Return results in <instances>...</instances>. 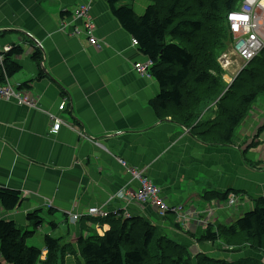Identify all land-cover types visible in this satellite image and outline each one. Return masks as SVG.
<instances>
[{
    "label": "crops",
    "instance_id": "obj_1",
    "mask_svg": "<svg viewBox=\"0 0 264 264\" xmlns=\"http://www.w3.org/2000/svg\"><path fill=\"white\" fill-rule=\"evenodd\" d=\"M85 4L95 24L94 36L103 42L99 50L83 35L72 38L60 30L61 22L74 20L71 13ZM147 6L145 0L132 3L138 15ZM36 42L42 46L40 68L32 59ZM0 46L22 48L23 53L14 57L21 71L11 78L12 84L17 89L29 83L28 92L36 99L35 109L0 100V188L18 190L23 199L15 211L0 207V219L31 231L27 214L40 211L45 219L50 202L52 214L36 232L62 237L75 247L81 237L103 234L89 227L93 224L88 221L92 217L85 215L88 208L125 211L130 217H144L171 239L189 246L193 256L237 259L241 251L220 252L219 242L198 243L184 233L196 238L204 233L209 223L204 226L195 216L182 226L185 230L177 229L149 206L112 200L120 188L138 187L112 156L135 168L148 167L145 173L162 198L170 205H182L189 214L197 211L204 218L202 195L209 190L241 193L251 202L243 213L252 210L254 200L264 198V97L226 146L204 144L169 119L157 120L149 101L159 86L151 76L140 77L134 71L135 63L147 59L132 46L131 37L104 0H0ZM40 70L43 78L36 80ZM213 109L212 105L204 116ZM49 114L69 127L63 125L57 134H49L53 122ZM214 201L219 207L213 211L212 223L230 225L243 214L235 206ZM65 213L85 216L73 225ZM102 225L103 230L109 229ZM41 250L46 253L43 243ZM74 260L67 256L65 264H75Z\"/></svg>",
    "mask_w": 264,
    "mask_h": 264
},
{
    "label": "trees",
    "instance_id": "obj_2",
    "mask_svg": "<svg viewBox=\"0 0 264 264\" xmlns=\"http://www.w3.org/2000/svg\"><path fill=\"white\" fill-rule=\"evenodd\" d=\"M104 1L120 28L131 37V43L136 41L132 46L151 63L149 74L157 82L159 92L149 101V106L157 120L169 119L207 145L231 144L258 98L264 97V50L244 67L226 92L221 70L216 65V54L225 41L232 44L227 15L237 10L243 0H145L149 5L143 15H137L132 7L136 0H128L130 3L126 4H121L122 0ZM83 6L88 8L92 20L89 6ZM76 11L70 16L74 17ZM82 21L77 18V28L86 30ZM82 35L86 38L85 33ZM22 53L20 46H13L4 55L3 67L8 78L21 71L14 57ZM32 59L40 68L39 50ZM42 78L40 70L36 80ZM18 90H30L29 83L20 84ZM211 105L215 107L214 117L201 120L200 116ZM229 194L230 191H206L202 195L205 208L214 200L226 202ZM22 200L20 191L0 188V207L4 211H15ZM47 205L49 216L53 206ZM187 214L181 205L160 219L184 229ZM64 215L69 218L71 214ZM26 220L33 229L30 232L21 230L13 220L0 219V264H64V257L74 253L73 245L63 238L44 234L46 258L40 261L42 250L28 246L26 240L43 226L44 218L40 211H35L28 213ZM88 221L101 226L107 224L109 230L102 236L93 234L77 240V264H264V252L260 251L264 249L263 197L255 199L254 208L230 225L209 223L198 238L184 232L198 243L219 242L220 252L239 253L244 248L251 251L250 256L235 261L202 253L193 256L189 246L171 239L144 217L124 218L121 212H116L104 219L92 217ZM49 225L56 228L54 222Z\"/></svg>",
    "mask_w": 264,
    "mask_h": 264
},
{
    "label": "built area",
    "instance_id": "obj_3",
    "mask_svg": "<svg viewBox=\"0 0 264 264\" xmlns=\"http://www.w3.org/2000/svg\"><path fill=\"white\" fill-rule=\"evenodd\" d=\"M81 8L82 11L80 12V9H78L75 12V16L83 20V29L85 28L87 31L80 30L79 28H77L76 31L79 33V35L84 33L86 34V40L88 41V44L90 46H96L99 49L103 48L102 45H100V42L97 41V39L93 36L94 24L87 13L88 8L85 6H82ZM227 23L231 36L233 38L232 51L239 60L241 59L244 62V68V66H246L264 50V0H243L237 10L230 12L227 15ZM88 26H91L92 28ZM132 43L136 45V41L133 40ZM36 45L39 48H42L40 43L36 42ZM10 50L11 47L9 46H0V100L13 102L19 106H27L29 108L35 109L36 99L33 96H30L29 92L27 91L24 92L15 89L12 81L7 77L5 73L3 67L4 55ZM150 67V62L137 63L134 66V70L136 71L137 75L146 78L150 77ZM64 108L65 104L62 103L59 106V110L62 111L64 110ZM52 120V126L49 129V134L51 135L57 134L59 128L63 125L69 127V123H67L66 121H61L54 117ZM115 158L117 159V157ZM136 171L138 172L139 170ZM133 180H135V182L138 184L136 192L142 197V200L144 202H137L139 206H143V204H149L150 202L155 200L154 204L151 203V207L156 211H159L161 216L164 215V212L169 208L173 210L179 208L169 206L165 203L163 198H160V200H158L156 196H160V194L156 191V189L159 190V188H157L144 173H140L136 176V178H133ZM231 195L232 198H234L235 195ZM88 215L91 217L102 218L106 217L108 213L100 208L92 207L88 210ZM74 216L80 218V215Z\"/></svg>",
    "mask_w": 264,
    "mask_h": 264
},
{
    "label": "rangeland",
    "instance_id": "obj_4",
    "mask_svg": "<svg viewBox=\"0 0 264 264\" xmlns=\"http://www.w3.org/2000/svg\"><path fill=\"white\" fill-rule=\"evenodd\" d=\"M127 3H130L128 0H125ZM147 2V1H146ZM148 5H149V2H147ZM82 6L80 5L78 9H80L79 11L81 12L82 11ZM145 13V12H144ZM143 13V14H144ZM141 14V15H143ZM138 15V14H137ZM69 27V28H68ZM78 27V24H77V17L75 16L74 17V20L72 22H61V26H60V30L63 31V32H69V34H71V37L72 38H77L79 37V33L76 31ZM90 28H92L91 26H88ZM94 48L98 49L96 46H93ZM241 60V59H240ZM238 59V57L233 53L232 49H231V46H230V43L228 41H225L224 45L222 48L219 49V51L217 52L216 54V65L218 68H220L221 70V74H222V80H223V83H225L226 85V88H225V92L226 90L229 89V84L234 81V73L235 74H238L239 73V68L243 65V61ZM261 98H258V101L260 100ZM254 108V107H253ZM252 109V107H251ZM214 110V109H213ZM210 111L209 114H207L206 116L203 117V120H207L209 117H212L213 116V112L214 111ZM253 110V109H252ZM251 110V111H252ZM49 119L52 120L53 117L51 116V114L48 115ZM110 156H112L110 154ZM113 157V156H112ZM114 158V157H113ZM114 160L125 170V172L128 174L129 178L131 181H134L133 178H136L137 175H139L140 173H144L146 171H148V167H143V168H134L133 166H129L125 160H123L122 158H114ZM124 164H123V163ZM136 170H139L138 172ZM130 173V174H129ZM147 173V172H146ZM145 174V173H144ZM146 175V174H145ZM148 179L150 180V178L148 177ZM151 181V180H150ZM149 186V184H148ZM138 187H136L137 189ZM136 189L135 190H131V189H125V188H120L119 191L116 193V195H114L111 199H122L124 202L125 205H129V204H137L138 203H144L143 200H142V197L140 195H138V193L136 192ZM157 192H159L160 194V190L156 189ZM241 193H238L236 194V196H234V198H232V195L228 196L227 197V201L225 204H227V207H233L235 206V208H237V212L238 214H242L243 213V210L245 209V204L247 203L248 204V208H250L251 206V202L249 203L247 198L244 197L243 195H240ZM156 198L158 200H160V198L162 199V196H156ZM252 201V200H251ZM50 203V202H49ZM155 203V200H153L152 202H150L149 204H143V207H148V206H152L151 205ZM254 204V203H253ZM142 207V208H143ZM219 207V205L215 202V201H211L209 203L208 206H206V208L204 210H202L204 212V218L200 217L199 213L197 211H194L193 214H187V217H185V220L188 221L190 220L193 216H195L197 218L198 221L201 222V224H203L204 226H206L208 223H212L213 222V219L215 217V213L213 212L215 210V208ZM92 208V207H91ZM93 208H96V207H93ZM192 208V207H191ZM90 208H88L89 210ZM88 210L85 212V214L87 215L88 214ZM170 210H173L171 208H169L168 210H166L164 212V214H166L167 212H169ZM117 212V211H116ZM116 212H112L113 214H116ZM153 212V211H152ZM207 212H209V215L207 216ZM123 214V217L124 218H127L129 216L128 213H125L124 212H121ZM155 214H158L161 216L160 212L159 211H156ZM76 215V214H74ZM109 215H111V213H109L106 217H102L103 219L104 218H107ZM47 214H45V219H44V222L45 220L48 221L49 217L47 218ZM159 216V217H160ZM69 220V222L73 225H77V224H80L81 223V219L80 218H77L76 216H71L69 218H67ZM213 224V223H212ZM92 230H95L97 233L99 234H102V232H106L108 230H106L104 228L103 230V225H98L96 223H94L93 225L89 226ZM31 231L33 230L32 227L30 229ZM92 230H87V232L89 233L90 231L93 233ZM71 232L73 233H76L75 230H71ZM57 235V234H56ZM62 238V237H61ZM73 238V237H72ZM64 239V238H63ZM40 240V241H39ZM42 235L39 234V233H36L33 237L31 238H28L26 240V243L28 246H33V247H37L38 249H42ZM38 243V244H37ZM40 245V246H39ZM41 247V248H39ZM250 247H254V246H250ZM248 250L247 248H244L241 250V254L239 256H237V259L238 260L239 258L241 257H247V256H250L251 252H249L247 254V251ZM244 251V252H243ZM261 252H264V249L263 250H260ZM243 252V253H242ZM77 255H78V252H77V248L76 246L74 247V253H68V255H66L64 257V264H65V259L67 256H73L74 258H76V260H74L75 264L78 263V259H77ZM260 255V254H259ZM45 257V256H44ZM212 258H216V259H220V255L218 254L217 256H211ZM46 258V257H45Z\"/></svg>",
    "mask_w": 264,
    "mask_h": 264
},
{
    "label": "clouds",
    "instance_id": "obj_5",
    "mask_svg": "<svg viewBox=\"0 0 264 264\" xmlns=\"http://www.w3.org/2000/svg\"><path fill=\"white\" fill-rule=\"evenodd\" d=\"M83 6V5H82ZM233 12V11H232ZM74 18V17H73ZM73 21V20H72ZM71 21V22H72ZM228 24V23H227ZM229 28V27H228ZM29 37H31V36H29ZM232 43H233V39H232ZM231 46V49H232V44L230 45ZM1 47H6V46H1ZM9 47H11V49H12V47L13 46H9ZM37 48H38V50H41L42 48H39L38 46H37ZM11 51V50H10ZM9 51V52H10ZM8 53V52H7ZM147 62V61H146ZM146 62H144V63H146ZM135 64H137V63H135ZM135 64H134V66H135ZM242 64V63H241ZM244 65V64H243ZM243 65L239 68V73L244 69L243 68ZM245 67V66H244ZM243 68V69H242ZM135 71V70H134ZM136 72V71H135ZM238 73V74H239ZM137 74V73H136ZM238 74H235L234 73V80L236 79V77L238 76ZM10 80H11V78H9ZM12 81V80H11ZM234 81H232L230 84H229V86H231L232 85V83H233ZM18 89V88H17ZM28 92V91H27ZM64 103V102H63ZM65 104V103H64ZM212 106V105H211ZM211 106L210 107H208L204 112H203V114H202V116H200V119L202 120V118L204 117V115H205V113L211 108ZM214 106V105H213ZM215 108V107H214ZM63 111V110H62ZM114 158L116 157V156H113ZM117 158H119V157H117ZM135 168V167H134ZM137 169V168H136ZM145 173V172H144ZM146 174V173H145ZM146 176H147V174H146ZM148 177V176H147ZM152 182V181H151ZM158 188V187H157ZM137 190V189H136ZM160 190V189H159ZM231 194H234L235 196H236V194L235 193H230L228 196H230ZM164 200V199H163ZM165 201V203L166 204H168L169 206H171V207H175V208H177V207H180L181 205H170L166 200H164ZM136 206H139L138 204H136ZM139 207H143V206H139ZM150 207V206H149ZM150 208H152V207H150ZM152 211H154V212H156V210L154 209V208H152L151 209ZM77 215V214H76ZM86 215V214H85ZM85 215H83V214H81L80 215V219H81V216H85ZM158 215V214H157ZM71 216H74V214H71ZM86 216H89L88 214L86 215ZM160 216V215H159ZM163 216V215H162ZM91 217V216H90ZM127 218H130V215L127 217ZM25 231V230H24ZM30 232V231H29ZM105 233V232H104ZM103 233V234H104ZM102 234V235H103ZM102 235H100V236H102ZM44 256H46V253L45 252H42V256H41V258H40V261L41 260H45V257Z\"/></svg>",
    "mask_w": 264,
    "mask_h": 264
},
{
    "label": "bare ground",
    "instance_id": "obj_6",
    "mask_svg": "<svg viewBox=\"0 0 264 264\" xmlns=\"http://www.w3.org/2000/svg\"><path fill=\"white\" fill-rule=\"evenodd\" d=\"M4 102H6V101H4Z\"/></svg>",
    "mask_w": 264,
    "mask_h": 264
}]
</instances>
